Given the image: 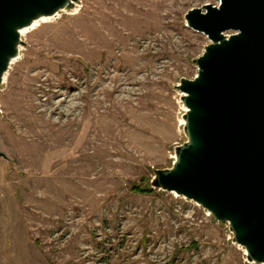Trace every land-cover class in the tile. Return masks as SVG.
Wrapping results in <instances>:
<instances>
[{
    "label": "rangeland",
    "instance_id": "374dc122",
    "mask_svg": "<svg viewBox=\"0 0 264 264\" xmlns=\"http://www.w3.org/2000/svg\"><path fill=\"white\" fill-rule=\"evenodd\" d=\"M206 3L75 0L24 34L0 85V264H253L194 203L131 191L186 140L175 86L209 41L184 15Z\"/></svg>",
    "mask_w": 264,
    "mask_h": 264
},
{
    "label": "water",
    "instance_id": "95a60500",
    "mask_svg": "<svg viewBox=\"0 0 264 264\" xmlns=\"http://www.w3.org/2000/svg\"><path fill=\"white\" fill-rule=\"evenodd\" d=\"M74 5L0 0V85L19 58L21 31ZM184 20L209 43L193 60L195 76L175 86L186 140L174 148L170 168L153 171L151 189L227 224L246 262L264 264V0H217L188 10Z\"/></svg>",
    "mask_w": 264,
    "mask_h": 264
},
{
    "label": "trees",
    "instance_id": "16d2710c",
    "mask_svg": "<svg viewBox=\"0 0 264 264\" xmlns=\"http://www.w3.org/2000/svg\"><path fill=\"white\" fill-rule=\"evenodd\" d=\"M142 185H143V180L140 182V184L133 185L131 187V191H133L134 193H137V194H141V195H154V194H156V190L151 189V187L144 188V187H142ZM197 247H198V244L196 242L192 241L190 244V248L196 250ZM166 264H172V261H169Z\"/></svg>",
    "mask_w": 264,
    "mask_h": 264
},
{
    "label": "bare ground",
    "instance_id": "6f19581e",
    "mask_svg": "<svg viewBox=\"0 0 264 264\" xmlns=\"http://www.w3.org/2000/svg\"><path fill=\"white\" fill-rule=\"evenodd\" d=\"M73 11H75V9H73ZM170 12V11H169ZM58 16H59V13L57 14V16L54 18H43V19H40V20H37V21H34L33 22V24L30 26V27H28V28H25L24 30H22L21 31V37H23L24 36V34L26 33V32H28L29 30H31V29H33L34 27H36L40 22H44V21H46V20H54V19H57L58 18ZM20 52V51H19ZM19 56H20V53H19ZM18 59V58H17ZM16 61V60H15ZM15 61H13L12 63H11V65L15 62ZM184 109V111H185V108H183ZM183 120L181 121V126H183ZM173 159H174V156H173Z\"/></svg>",
    "mask_w": 264,
    "mask_h": 264
},
{
    "label": "built area",
    "instance_id": "2783aa9c",
    "mask_svg": "<svg viewBox=\"0 0 264 264\" xmlns=\"http://www.w3.org/2000/svg\"><path fill=\"white\" fill-rule=\"evenodd\" d=\"M224 35H225V37H227V35H228V34H227V33H225Z\"/></svg>",
    "mask_w": 264,
    "mask_h": 264
}]
</instances>
